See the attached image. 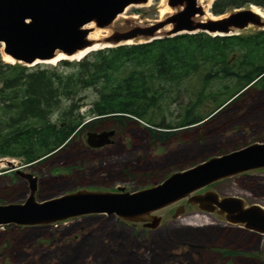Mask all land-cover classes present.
<instances>
[{
    "label": "trees",
    "instance_id": "trees-1",
    "mask_svg": "<svg viewBox=\"0 0 264 264\" xmlns=\"http://www.w3.org/2000/svg\"><path fill=\"white\" fill-rule=\"evenodd\" d=\"M248 5L264 8V0H213L209 12L220 16ZM255 91H264V29L228 37L182 34L144 44L104 48L87 54L77 62L59 61L54 66L26 68L0 60V158L19 159L21 165L29 166L30 171L50 177L52 182H39L42 190L56 186L61 188L56 192L50 189L51 196L49 193L46 194L48 197L41 198L48 199L59 196L68 181H76L82 175L76 167L92 159L88 151L95 150L84 145L73 146L74 137H79L83 131L122 130L126 125L141 123L147 136L161 143L170 140L175 132L202 124ZM88 92L93 94L92 99L86 95ZM174 103L181 112L178 121L174 125L158 123L157 112ZM85 106L90 118L88 123L84 122L85 116L79 113ZM224 153L227 152L219 151L217 155ZM135 160L132 173L140 174L147 182L157 176L155 164L143 166L144 159L138 157ZM197 163L170 170L180 171ZM102 173L110 182L124 180L121 174L117 175L118 179H113V173ZM13 178L17 177L14 175ZM105 178L102 177V182ZM17 191L21 199L25 198L27 191L24 186ZM57 192L59 194H53ZM10 200L1 203L15 202ZM110 218H99L98 224H104L99 220L107 222ZM6 227L11 230L14 226ZM34 229L37 230L36 238L45 245L52 246L57 242L51 234L43 232H54L50 226ZM230 229L232 227L224 230ZM232 231L237 235H231L248 240L244 241L246 246L259 239L257 235L243 230L233 228ZM113 233L100 237L109 239ZM211 234L203 233L202 238H210ZM44 236L48 238V243H45L46 239H40ZM186 236L191 235L187 233ZM234 236L225 237L237 240ZM90 237H93L91 232L79 240ZM123 239L127 247L121 244L118 247L128 248L130 242L124 236ZM78 242L74 240L65 247L58 244L54 252L48 250V254H65L70 250L82 252L88 248ZM210 242L211 239L203 241L204 244ZM246 246L244 249L248 248ZM146 248L152 250L148 246ZM102 249L93 248V252H103ZM211 251L222 259L238 255L237 251L227 248H213ZM113 253L117 251L109 248L105 255L115 256ZM125 253V250L120 251L113 262L127 258ZM242 255L246 253L242 252ZM170 260L167 258L162 263Z\"/></svg>",
    "mask_w": 264,
    "mask_h": 264
},
{
    "label": "rangeland",
    "instance_id": "rangeland-1",
    "mask_svg": "<svg viewBox=\"0 0 264 264\" xmlns=\"http://www.w3.org/2000/svg\"><path fill=\"white\" fill-rule=\"evenodd\" d=\"M165 1L163 3V0H150L144 5L128 6L120 15L122 19L116 23L132 19L136 23L144 24L163 19L167 15L161 16L160 10L163 11ZM258 10L264 14V8ZM206 11L210 15L209 10ZM250 32H253V29L249 28L243 34ZM0 60L6 62L2 60L1 50ZM86 95L90 96V99L93 98V94L90 92ZM225 108L206 119L202 124L175 132L170 140L161 143L152 141L143 130L144 126L141 123L126 125V128L122 130L108 128L107 131L114 130V135L110 138L112 143L101 149L88 151V155L92 159H88L76 167L79 172H82V175L78 176L74 182L68 181L65 189L60 190L61 194L81 189L114 191L115 188H122L127 192L138 191L153 186L154 182H156L155 184L160 183L173 172L170 170L171 168H183L217 156L219 151L230 152L233 148H241L254 143V141L264 142V91L250 93L232 104L231 107ZM87 109V106L82 107L79 112L85 116L84 120L90 119L87 116ZM223 113H226V116L222 115ZM180 115V109L176 104H170L167 108L157 112V122L174 125ZM83 138L84 134L82 133L77 138L75 136L73 146L84 145ZM67 153L69 152L67 151ZM73 153H75L74 149ZM138 157L144 159L146 164L143 162V166L156 165L155 171L158 174L153 177V180L147 182L140 174L132 173V167ZM12 160L16 166H21L22 163L19 159ZM4 170V167L0 168V204H5L1 201L6 202L9 199H11L10 201L14 200L13 203L23 202L28 192L26 182L19 179L17 175L16 179L13 178L15 175L13 172H3ZM24 170L37 178L36 200L43 201L41 198L48 197L46 194L50 193L49 196H51L52 190L50 189H55L53 192H56L61 188L56 186L54 188L47 187L49 191L42 190L43 186H40L39 182H52L50 177L45 173L30 171L28 168H24ZM103 171L113 173V179H118L117 175L121 174L124 180L123 182H110L103 176ZM79 177H81L80 185ZM102 177L105 178L103 182ZM22 186L27 191L23 199L19 197L21 194L17 191ZM5 188L7 190H4ZM206 190L213 191L218 197H239L244 200L245 205L257 204L264 207V169L217 181ZM59 192L53 194H59ZM183 203L180 202L178 205L184 206ZM175 209V206H171L156 214L160 217V222L153 228L148 227L151 221L144 222L148 226H143V223L122 221L115 217H108L110 219H107V222L99 220V223L104 224H98L99 218H107L103 215L79 217L56 223L50 225L54 232L43 231L51 234L52 238H56L54 241L58 243H51L52 246L45 245L36 238L37 230L34 228L37 227H28L30 229L25 230L24 227L14 226L13 229L8 230L6 226H0V264H125L126 262L127 264H264V237H259L254 244L246 246L248 240L241 239V236H234L237 235V232L232 231L233 228L235 230H239V228L225 224L215 214L199 211L195 205H185V212L176 219H171ZM71 226L73 229H69ZM78 227H81L80 230H77ZM227 227H232V229L224 230ZM89 232L93 237L79 240L86 237ZM108 232L115 233L109 239L104 236L100 237ZM187 233L191 236H186ZM203 233H208V235L212 233V237L203 239ZM229 235L236 237L237 240L225 237ZM123 236L130 242L127 244L128 248L125 249L118 247L120 244L122 247H127ZM40 239H46L45 243H48L46 236ZM208 239H211V242L204 244L203 241L207 240L208 242ZM74 240L88 248L83 249L82 252L70 250L65 254H48V250L54 252L58 244L60 247H65ZM146 246L152 250H147ZM245 246L248 248L244 249ZM89 248L92 252L93 248L98 250L103 248L101 250L103 252L91 253ZM109 248L117 251V253H113L115 256L107 257L105 255ZM213 248H227L237 251L238 255H234L230 259H222L211 251ZM124 250L128 257L113 262L117 254L119 255V252L122 253ZM242 252L246 255H242ZM47 254L48 256H46ZM248 254L253 257H248ZM73 255L75 257L71 261ZM167 258H171V260L162 263Z\"/></svg>",
    "mask_w": 264,
    "mask_h": 264
},
{
    "label": "water",
    "instance_id": "water-1",
    "mask_svg": "<svg viewBox=\"0 0 264 264\" xmlns=\"http://www.w3.org/2000/svg\"><path fill=\"white\" fill-rule=\"evenodd\" d=\"M165 2L170 11L166 17L139 24L132 19L116 23V19L128 6L144 5L147 0H0L1 55L10 64L26 68L54 66L59 61L77 62L96 51L92 48L97 45L102 47L97 50H101L182 34L228 37L243 34L249 28L264 29V16L254 12L253 5L205 18L207 11L198 0ZM96 30L108 34L91 39L90 34ZM113 135L114 130L87 131L84 142L88 148L100 149L112 143ZM0 164L5 168L3 172H13L24 180L28 190L23 202L0 204V226L44 227L74 218L103 215L133 223L151 221L149 226H143L153 228L160 222L156 215L160 211L175 206L171 219H176L185 212V205H195L199 211L215 214L225 224L264 237L263 207L246 206L239 197H218L206 190L217 181L264 169V142L207 158L138 191L81 189L43 201L36 200L37 178L24 170L29 166H16L7 158H0ZM180 202L184 206L178 205Z\"/></svg>",
    "mask_w": 264,
    "mask_h": 264
},
{
    "label": "bare ground",
    "instance_id": "bare-ground-1",
    "mask_svg": "<svg viewBox=\"0 0 264 264\" xmlns=\"http://www.w3.org/2000/svg\"><path fill=\"white\" fill-rule=\"evenodd\" d=\"M149 1H150V0H147V3H148ZM210 1H212V0H207V1H205V0H198V3L202 6V8L204 9V11H206V10L208 9V7H209ZM147 3H146V4H147ZM163 3H164V0H163ZM163 6H164V7H163V11L160 10L161 16H163V15H168L169 12H170L169 9H168L165 5H163ZM253 11L256 12L257 14H259L260 16H264V14L261 13L256 7L253 9ZM205 18H210V15L207 14V12H206ZM121 19H122V18H121V16L119 15V16L117 17L116 21L121 20ZM107 34H108V32H104V31L96 30V31H93V32L90 34V38H91V39H99V38H101V37L106 36ZM128 43H129V42H128ZM100 48H102V47H101L100 45H97V46H94V48H92V49H93V50H94V49L97 50V49H100ZM1 57H2V60L6 61V62H8V63H11L10 60H9L7 57H5V56H3V55H1ZM2 167H4V166H3L2 164H0V168H2Z\"/></svg>",
    "mask_w": 264,
    "mask_h": 264
},
{
    "label": "flooded vegetation",
    "instance_id": "flooded-vegetation-1",
    "mask_svg": "<svg viewBox=\"0 0 264 264\" xmlns=\"http://www.w3.org/2000/svg\"><path fill=\"white\" fill-rule=\"evenodd\" d=\"M86 131H90V130H86ZM86 131H83L82 132V134H84ZM96 131V130H95ZM94 131V132H95ZM101 131H107V129L106 130H101ZM101 131H96V132H101ZM83 144H84V146L86 147V148H88L87 146H86V144H85V142H84V138H83ZM88 149H90V150H96V149H91V148H88ZM101 149V148H100ZM98 150V149H97ZM244 201V200H243ZM251 205H257V204H251ZM246 206H250V205H246ZM260 206V205H259ZM262 207V206H261ZM264 208V207H263ZM231 226V225H230ZM238 228V227H237ZM239 230H243V231H245V232H247V233H252V232H249V231H246V230H244V229H241V228H239ZM252 234H255V233H252ZM255 235H257V234H255ZM258 237H262V236H260V235H257Z\"/></svg>",
    "mask_w": 264,
    "mask_h": 264
}]
</instances>
